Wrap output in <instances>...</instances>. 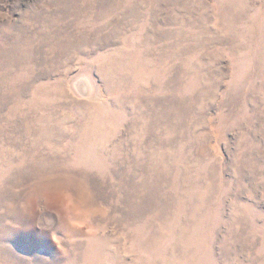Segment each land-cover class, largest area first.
Returning <instances> with one entry per match:
<instances>
[{
    "label": "rangeland",
    "instance_id": "obj_1",
    "mask_svg": "<svg viewBox=\"0 0 264 264\" xmlns=\"http://www.w3.org/2000/svg\"><path fill=\"white\" fill-rule=\"evenodd\" d=\"M0 264H264V0H0Z\"/></svg>",
    "mask_w": 264,
    "mask_h": 264
}]
</instances>
